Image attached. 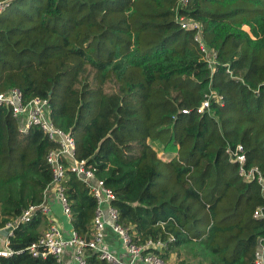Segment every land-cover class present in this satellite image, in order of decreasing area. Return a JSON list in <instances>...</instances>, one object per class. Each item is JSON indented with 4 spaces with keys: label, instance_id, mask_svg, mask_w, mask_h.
<instances>
[{
    "label": "trees",
    "instance_id": "trees-1",
    "mask_svg": "<svg viewBox=\"0 0 264 264\" xmlns=\"http://www.w3.org/2000/svg\"><path fill=\"white\" fill-rule=\"evenodd\" d=\"M179 17L201 24L214 72ZM12 88L48 99L136 245L164 242L154 252L169 264H254L264 198L226 150L241 145L264 176V0H13L0 15V93ZM211 90L222 104L198 113ZM20 126L0 108V229L40 205L51 181L56 145ZM151 142L176 153L163 161ZM63 188L70 228L89 240L96 201L70 172ZM47 227L39 212L19 224L0 264H60L27 251ZM86 264L107 263L87 251Z\"/></svg>",
    "mask_w": 264,
    "mask_h": 264
},
{
    "label": "built area",
    "instance_id": "built-area-1",
    "mask_svg": "<svg viewBox=\"0 0 264 264\" xmlns=\"http://www.w3.org/2000/svg\"><path fill=\"white\" fill-rule=\"evenodd\" d=\"M13 0L0 1V15L8 8ZM187 0H179L184 6ZM176 21L185 30L195 32V40L199 43L204 54V60L211 72L215 71L216 53L205 43L202 37V26L198 21L184 17L176 18ZM222 104V97L210 91L205 94V99L198 107L197 112L203 113L210 108L211 101ZM10 109L12 117L21 122L20 131L26 133L30 127L36 126L44 133L50 142L56 145L55 149L47 153L46 161L51 169V181L44 192V201L38 206H30L24 210L22 215L6 224L0 229V239L4 248L0 249V256L9 257L13 251L9 248L8 237L12 231L21 223L29 222L31 217L39 212L48 217V227L37 242L31 244L27 251L34 258L46 259L53 257L58 263L64 264L68 257L75 264H86V252L91 251L107 264H169L159 254L154 252L163 250L166 245L162 241H148L143 245H136L131 238L129 230L118 223V211L112 205L115 197L113 192L107 188L103 180L98 179L95 171L86 165L85 161L75 158V141L69 132L56 127L49 119V101L39 97L24 101L23 93L12 88L0 93V108ZM187 113V111H182ZM226 152L229 159L238 167V175L244 181H253L260 186V194L264 198V176L261 171L253 166L246 168V152L241 145L234 149L228 148ZM74 174L88 187L91 196L96 201L95 215L92 219L91 238L85 240L70 228L65 232L56 222L54 212L48 203L50 193L54 194L62 215L69 220L71 209L69 201L64 193L63 183L66 173ZM253 218L259 220L264 218V208L257 207L253 212ZM10 229L7 235H3L6 229ZM119 241V247L113 248L110 237ZM172 239L168 238V242ZM254 264H264V239L259 240L258 248L254 254Z\"/></svg>",
    "mask_w": 264,
    "mask_h": 264
},
{
    "label": "crops",
    "instance_id": "crops-1",
    "mask_svg": "<svg viewBox=\"0 0 264 264\" xmlns=\"http://www.w3.org/2000/svg\"><path fill=\"white\" fill-rule=\"evenodd\" d=\"M47 199H48L49 205L51 206L53 212L55 213L54 216H55L56 222L61 226V228L65 232H67L70 229L69 220L66 219L62 215L60 206H59L58 202L56 201L54 194L50 193ZM109 241H110V244L112 245L113 248L119 247V241L116 238H113L111 236ZM64 264H75V263H73L72 260H70L68 257H66Z\"/></svg>",
    "mask_w": 264,
    "mask_h": 264
},
{
    "label": "rangeland",
    "instance_id": "rangeland-1",
    "mask_svg": "<svg viewBox=\"0 0 264 264\" xmlns=\"http://www.w3.org/2000/svg\"><path fill=\"white\" fill-rule=\"evenodd\" d=\"M152 147L154 148V150L157 153V156L165 161L167 159H170V157L172 156L171 154H175L176 152L173 153H169L165 150V148H163L159 143H155V142H151ZM4 248V244L2 242V239H0V249ZM170 264H176V257L172 256L169 260Z\"/></svg>",
    "mask_w": 264,
    "mask_h": 264
},
{
    "label": "water",
    "instance_id": "water-1",
    "mask_svg": "<svg viewBox=\"0 0 264 264\" xmlns=\"http://www.w3.org/2000/svg\"><path fill=\"white\" fill-rule=\"evenodd\" d=\"M10 231V229H6L5 231H4V233H3V235H7V233Z\"/></svg>",
    "mask_w": 264,
    "mask_h": 264
}]
</instances>
